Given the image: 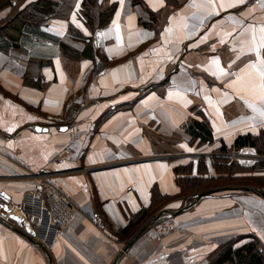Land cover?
I'll list each match as a JSON object with an SVG mask.
<instances>
[{
  "label": "crops",
  "instance_id": "crops-1",
  "mask_svg": "<svg viewBox=\"0 0 264 264\" xmlns=\"http://www.w3.org/2000/svg\"><path fill=\"white\" fill-rule=\"evenodd\" d=\"M38 1L0 8V193L27 218L37 188L46 204L50 190L64 192L78 212L60 234L39 239L52 263L0 222V264H215L226 247L250 243L264 262V197L243 189L264 190V153L235 146L238 136L259 134L264 118L230 87L257 60L248 49L252 29L259 36L264 27V0H225L234 6L224 8L215 0L214 11L207 0L156 8L149 0H97L115 5L101 27L84 18V0L54 9ZM213 58L224 75H213ZM195 121L209 137H196L203 127ZM64 146L73 154L54 162ZM199 161L207 173H197ZM189 163L193 175L216 177L209 189L220 190L172 217L174 230L153 241L145 236L151 224L117 260L137 233L124 229L151 205L155 187L172 199L153 214L194 200L180 194L174 171ZM227 176L232 187L222 186Z\"/></svg>",
  "mask_w": 264,
  "mask_h": 264
},
{
  "label": "trees",
  "instance_id": "trees-1",
  "mask_svg": "<svg viewBox=\"0 0 264 264\" xmlns=\"http://www.w3.org/2000/svg\"><path fill=\"white\" fill-rule=\"evenodd\" d=\"M42 1L43 0H39L36 4L39 3L41 4ZM48 1L49 3L52 4L51 8H53V6L56 5L61 7L63 4L64 7H67L69 3H72L71 0H64L62 1V3L59 4H57L55 0H48ZM7 3H9V0H0V8ZM38 6L39 5H37V7ZM83 7H84V15L86 17V20L88 23L90 21V25H92V27H101L105 25L109 21L110 16L115 9V5L101 7L98 4L97 0H84ZM30 11H33L31 14H34L36 12L34 11V8H32ZM37 11L41 12V9L39 8ZM56 14L64 15L65 13L57 12ZM194 124H198L200 128L203 127V131H198L195 134L196 137L200 136L201 139L204 140L210 136L209 131L206 130L199 121H195ZM197 128L199 129V127ZM244 145L254 146L257 148L258 151L264 153V129H262L261 132L257 135L245 134L238 136L235 142V146L240 147ZM229 170H231V168H229ZM174 171L177 174V181L179 186L181 187V191H180L181 195H187V196L191 195L194 199L196 194L201 192L202 190L212 188V186L216 187L215 183L218 180L216 177H202V176L193 175L194 172L193 163H189L186 165H178L174 168ZM207 172H208L207 164L203 161H199L197 164V173L205 174ZM229 180L230 177L227 176L225 178V184L229 183L228 182ZM171 199L172 197L160 193L158 188L155 187L152 193L151 205L148 208H144L138 214H136L132 219V221L124 230L128 231L130 228H133V230H136V232H138L142 228V226L149 223V221L153 216L159 213L156 212L155 214H153V212L157 211L160 206H162ZM251 252L254 253L255 256L247 257L248 255H250ZM235 262L237 264H264L263 259L256 250V244L254 243L246 244L239 248H233L231 246L226 247L224 249V252L222 251L219 254V258L215 259V264H231Z\"/></svg>",
  "mask_w": 264,
  "mask_h": 264
},
{
  "label": "built area",
  "instance_id": "built-area-1",
  "mask_svg": "<svg viewBox=\"0 0 264 264\" xmlns=\"http://www.w3.org/2000/svg\"><path fill=\"white\" fill-rule=\"evenodd\" d=\"M73 114L67 123L69 128H74L77 123ZM72 154V148L70 146H64L53 156L52 160L54 162H60L63 159L62 155L70 156ZM30 195L37 202V207L29 214L28 218L25 214L22 215L20 213L23 210L22 205L12 203L10 207L12 212L24 216V228L28 227L26 228L27 231L34 233L36 238L44 242L66 229L78 212V207L70 197L57 189L50 190L48 193V204H46L45 196L41 188L35 189ZM176 225L177 222L173 218L162 217L154 223L150 230L145 232V236L149 241L156 240L161 235L174 230Z\"/></svg>",
  "mask_w": 264,
  "mask_h": 264
},
{
  "label": "snow or ice",
  "instance_id": "snow-or-ice-1",
  "mask_svg": "<svg viewBox=\"0 0 264 264\" xmlns=\"http://www.w3.org/2000/svg\"><path fill=\"white\" fill-rule=\"evenodd\" d=\"M240 2H243V0H240ZM120 3L121 6H123L124 0H120ZM149 3L153 8H156L158 4H163V0H157V3H153V0H149ZM233 6L234 4L232 2H225V0H221V3L219 5V7L221 8ZM77 7H79V5H77ZM205 7H211L214 11L216 7L215 0H207ZM116 15L118 20L120 13L117 12ZM73 22H75V15H73ZM113 25L117 32V40H119V24L117 23V21H113ZM166 31L170 32L171 29H166ZM97 35L106 36L107 33L101 32ZM261 49H264V27H261L259 29V36H257L256 29L253 28L251 44L248 50L256 53L257 60L255 63L248 65V69L250 70L247 71L244 76H238L237 79L230 85V87L234 88V90L238 93H246L247 97H254L255 101L259 102V108L257 106V103L253 102V100L248 99L245 95L240 96V98L244 100L250 108H252L254 111H258L260 116L264 118V58H261ZM211 64L215 65V71L213 72V75L225 74V70L220 67V61L218 58H213ZM9 131H11V129H9Z\"/></svg>",
  "mask_w": 264,
  "mask_h": 264
},
{
  "label": "water",
  "instance_id": "water-1",
  "mask_svg": "<svg viewBox=\"0 0 264 264\" xmlns=\"http://www.w3.org/2000/svg\"><path fill=\"white\" fill-rule=\"evenodd\" d=\"M41 129L47 130V128H43L42 125H37L35 126V130L40 131ZM244 190L246 191H251V192H256L260 196L264 197V190H259L258 188L254 187H243ZM220 190L218 189H209V190H204L196 194V197L194 200L186 205H184L182 208L172 211L169 209H163L161 210L158 214L153 216L149 223L145 224L133 237V239L124 247L122 254L117 258V260H120L121 257L123 256L124 252H126L132 244L139 238V236L151 225L156 223L158 220H160L162 217H174L177 216L178 214L183 213L186 209H189L192 207L197 200L208 196L216 191ZM0 198H2L4 201L0 202V222L8 225L10 228L14 229L16 232L20 233L21 235L25 236L28 238L31 242L39 246L49 257L50 262L52 263V259L50 257V254L48 252V249L45 245L44 242L40 241L38 238L35 237L34 233H31L30 231H27L24 228V222L25 218L23 216H20L19 214L12 212L11 207H10V198L9 196H5L4 192L0 193ZM16 223V224H15ZM116 262V261H115Z\"/></svg>",
  "mask_w": 264,
  "mask_h": 264
},
{
  "label": "rangeland",
  "instance_id": "rangeland-1",
  "mask_svg": "<svg viewBox=\"0 0 264 264\" xmlns=\"http://www.w3.org/2000/svg\"><path fill=\"white\" fill-rule=\"evenodd\" d=\"M82 10H83V16H84V18L86 19L85 15H84V7L82 8ZM228 182H229V184H225V185H222V186H229V187H232V185H230V184H233V179L230 178V180H229ZM234 184H236V183L234 182ZM74 204H75V203H74ZM165 205H166V203L163 204L161 207H163V206H165ZM162 209H163V208H162ZM170 218H172V217H170ZM168 233H170V232H168ZM168 233H165V234H168Z\"/></svg>",
  "mask_w": 264,
  "mask_h": 264
}]
</instances>
